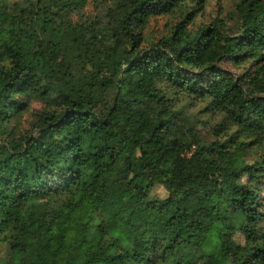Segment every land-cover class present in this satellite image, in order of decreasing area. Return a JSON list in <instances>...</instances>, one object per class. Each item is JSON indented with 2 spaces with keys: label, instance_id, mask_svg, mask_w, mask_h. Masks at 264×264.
<instances>
[{
  "label": "trees",
  "instance_id": "trees-1",
  "mask_svg": "<svg viewBox=\"0 0 264 264\" xmlns=\"http://www.w3.org/2000/svg\"><path fill=\"white\" fill-rule=\"evenodd\" d=\"M187 1L119 0L103 30L73 20L86 0H0V264H264V152L244 156L264 142V0L238 35L190 28L194 9L144 48L137 28ZM171 93L236 130L205 142Z\"/></svg>",
  "mask_w": 264,
  "mask_h": 264
},
{
  "label": "rangeland",
  "instance_id": "rangeland-1",
  "mask_svg": "<svg viewBox=\"0 0 264 264\" xmlns=\"http://www.w3.org/2000/svg\"><path fill=\"white\" fill-rule=\"evenodd\" d=\"M9 4L16 2H24L26 0H7ZM119 0H86V4L83 8L73 13V20L80 23H86L88 25H94L95 28L105 30L109 24L114 25L116 14L113 13L115 3ZM242 0H208L206 5H200L199 3L189 0L185 3L184 7L176 9V11L162 14L152 17L145 25H140L137 30L143 35L144 42L143 47L148 48L152 43L158 42L163 37L171 33L172 27L185 15L187 11H193L197 13L194 21L189 24V27L198 28L200 26L209 24L213 21L219 20L218 23L222 25L224 30L231 35H238L240 23V15L238 13V6ZM111 14V16H110ZM100 33V32H99ZM101 34V33H100ZM228 74L234 76H240L244 73L245 65L237 66L230 60H225L220 64ZM176 108L182 110L185 116L188 118V123L197 129L205 142H211L213 140L225 141L229 135L236 130L235 126L230 128H224V123L227 122V116L225 113L216 112L211 113L206 111L205 102H194L186 95L178 97L176 94L171 93ZM47 108L45 101L36 99L30 103V106L20 118L14 119L9 129H13L17 134H26L31 131L33 122L37 119L38 115ZM247 141V138H242ZM252 145L248 147L247 153L244 155L249 161H253L256 157L264 152V142L254 140ZM227 158L226 151H220L218 154V160L222 163ZM168 195V191L163 185H157L152 192L151 197L155 199L164 198ZM198 211L194 210L190 213L191 216H197ZM228 226L221 224L216 228L218 232H226ZM238 242L243 243L245 237L242 233L236 234ZM201 264V263H196Z\"/></svg>",
  "mask_w": 264,
  "mask_h": 264
}]
</instances>
